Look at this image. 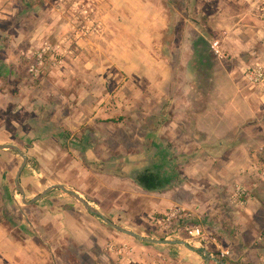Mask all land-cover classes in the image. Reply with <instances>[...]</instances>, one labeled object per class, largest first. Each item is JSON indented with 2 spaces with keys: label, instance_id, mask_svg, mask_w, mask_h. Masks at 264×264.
<instances>
[{
  "label": "rangeland",
  "instance_id": "374dc122",
  "mask_svg": "<svg viewBox=\"0 0 264 264\" xmlns=\"http://www.w3.org/2000/svg\"><path fill=\"white\" fill-rule=\"evenodd\" d=\"M230 1L0 0V143L29 156L27 200L65 184L129 230L221 260L126 237L61 189L25 205L23 158L0 149V264H264V92L234 63L242 11ZM262 7L240 19L254 46ZM218 38L223 57L211 49ZM156 162L173 180L149 190L135 178ZM177 207L204 237L158 222Z\"/></svg>",
  "mask_w": 264,
  "mask_h": 264
},
{
  "label": "water",
  "instance_id": "95a60500",
  "mask_svg": "<svg viewBox=\"0 0 264 264\" xmlns=\"http://www.w3.org/2000/svg\"><path fill=\"white\" fill-rule=\"evenodd\" d=\"M0 149H2V150H13V151L17 152L23 158V162L20 165V167L16 173V176H15V186H16L17 190L20 192V194L22 196V202L25 205L35 204L36 202L41 200L43 197H45L46 195L51 193L53 190L61 189L65 192L71 194L73 197H75L85 207V209L89 213H91V214L95 215L96 217L102 219L104 221V223L108 224L109 226L113 227L114 229L118 230L119 232H121L123 234L129 235V236H131V237H133L139 241L148 242V243L168 244V245H175V244L185 245L186 247L190 248L193 251L204 252L205 255L207 256V258H212L216 262L221 263V260H219L217 258H213L207 250L202 249V248L201 249L194 248L186 240H167L164 238H152V237H148V236H143L140 233H137L133 230H129V229L121 226L120 224H117L111 218H109L105 213H103L99 208L93 206L91 204V202H89V200L86 197H84L78 191H76L75 189H73V188H71L65 184H52V185L48 186L42 193L38 194L37 196H35L34 198H32L30 200H27L26 190L21 183V176H22L23 171L25 170V168L27 167V165L29 163V156L21 147H19L16 144H12V143H0Z\"/></svg>",
  "mask_w": 264,
  "mask_h": 264
},
{
  "label": "built area",
  "instance_id": "2783aa9c",
  "mask_svg": "<svg viewBox=\"0 0 264 264\" xmlns=\"http://www.w3.org/2000/svg\"><path fill=\"white\" fill-rule=\"evenodd\" d=\"M263 15H264V7L261 8ZM211 49L214 54H216L218 57H223V51L220 48V42L218 40H214L211 43ZM32 50H30L28 53L30 54ZM28 59H30V55H27ZM40 65L43 64L42 55H40ZM37 66L32 65L30 68V71L35 72ZM245 79L247 82L255 87L259 88L264 92V61L254 64L253 66L247 67L244 70ZM247 202V191L242 186H238L236 189V192L233 196V203H236L237 206L243 207ZM191 210V209H190ZM187 208L177 207L174 212L171 214H166L164 218H161L158 220V222L166 229V221H171V219L175 218L180 223H185V228L188 234L193 238H202L204 237L203 229L196 225L195 223H191V220L193 219V214L190 212ZM165 221V222H164ZM216 241V240H215ZM116 242H110L108 247L111 251L114 250L116 247ZM119 254H123L126 250L124 246H120L118 249H116ZM223 256H226L229 251H223Z\"/></svg>",
  "mask_w": 264,
  "mask_h": 264
},
{
  "label": "crops",
  "instance_id": "0c3cea01",
  "mask_svg": "<svg viewBox=\"0 0 264 264\" xmlns=\"http://www.w3.org/2000/svg\"><path fill=\"white\" fill-rule=\"evenodd\" d=\"M259 1L260 0H231L229 2V4H232V8H234L233 13L231 11V14L236 13V10H238L240 7L241 11H242L241 15H243V14H245V12L243 13V10L244 11L245 10L250 11V9H252L254 6L255 7L257 6ZM228 13H230V12H228ZM241 15L239 16L241 18L238 17L235 21L236 27H235V30L232 32V35H231V38H232V41L234 44H233V47H230V51H232V53H234L236 56H239V57L234 58V63L241 65V71H242V74L244 75L245 68L253 66L256 63L264 61V60H260V61H257L256 63H252L254 58H255L254 56L257 55V53L264 51V43L257 44V46H254V44H253L254 37L251 34L248 37V39L244 40V38H245L244 36H246V34H242V32H240V31L242 29L246 28L247 24L243 20H240V19H246L247 16L242 17ZM249 16L252 18V14H249ZM224 17H226V16H224ZM244 31H246V29H244ZM228 33H229L228 31H224V34L226 36L228 35ZM245 33H247V32H245ZM215 40H218L220 42V48L223 51V55H226V51H225L226 48L223 46V41L221 42V40L219 38L215 39ZM244 79H245V75H244ZM199 129L203 130L204 128H201V126H200ZM250 204H251V201H250L249 205ZM122 235H125L126 237L133 238V237L126 235V234H122ZM123 241H125V240H123ZM140 243H146V242L140 241Z\"/></svg>",
  "mask_w": 264,
  "mask_h": 264
},
{
  "label": "trees",
  "instance_id": "16d2710c",
  "mask_svg": "<svg viewBox=\"0 0 264 264\" xmlns=\"http://www.w3.org/2000/svg\"><path fill=\"white\" fill-rule=\"evenodd\" d=\"M180 25V24H179ZM181 26V25H180ZM180 29V27L178 26V30ZM214 35L211 34V37H213ZM35 167L38 169V164L36 163V161L33 162ZM145 170L143 171V173L141 174L140 177L135 178L136 182L139 183L140 185L144 186L146 189L149 190H156V189H163L169 182H171L173 180V176L171 175H167L166 172L163 171L162 166L159 163H153L150 166H147L144 168ZM146 177L148 180V184H146L144 182V178ZM153 184V185H151ZM7 223H11L13 226H16L17 224L20 223V221L12 216V217H6ZM5 220V219H4ZM199 253H201V251H199ZM226 262H230L232 264H235L234 262H232L229 259L225 258Z\"/></svg>",
  "mask_w": 264,
  "mask_h": 264
}]
</instances>
